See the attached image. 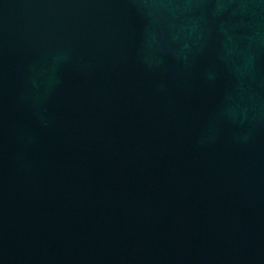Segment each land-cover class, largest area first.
Returning a JSON list of instances; mask_svg holds the SVG:
<instances>
[{
	"label": "water",
	"instance_id": "1",
	"mask_svg": "<svg viewBox=\"0 0 264 264\" xmlns=\"http://www.w3.org/2000/svg\"><path fill=\"white\" fill-rule=\"evenodd\" d=\"M0 264H264V0H0Z\"/></svg>",
	"mask_w": 264,
	"mask_h": 264
}]
</instances>
